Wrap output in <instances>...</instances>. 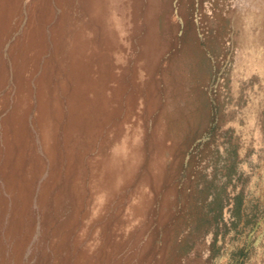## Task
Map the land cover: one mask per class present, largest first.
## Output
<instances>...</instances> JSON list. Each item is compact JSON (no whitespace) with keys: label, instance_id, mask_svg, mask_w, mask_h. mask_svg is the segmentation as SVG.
Here are the masks:
<instances>
[{"label":"rangeland","instance_id":"374dc122","mask_svg":"<svg viewBox=\"0 0 264 264\" xmlns=\"http://www.w3.org/2000/svg\"><path fill=\"white\" fill-rule=\"evenodd\" d=\"M0 264H264V0H0Z\"/></svg>","mask_w":264,"mask_h":264},{"label":"trees","instance_id":"16d2710c","mask_svg":"<svg viewBox=\"0 0 264 264\" xmlns=\"http://www.w3.org/2000/svg\"><path fill=\"white\" fill-rule=\"evenodd\" d=\"M240 22H241V20H240ZM239 23V22H238ZM242 205V201H241V197H240V195L239 196H237L236 198H235V206H236V209H235V214L238 216L239 214H240V206Z\"/></svg>","mask_w":264,"mask_h":264}]
</instances>
